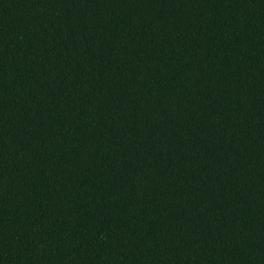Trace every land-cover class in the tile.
I'll list each match as a JSON object with an SVG mask.
<instances>
[{
    "label": "trees",
    "instance_id": "1",
    "mask_svg": "<svg viewBox=\"0 0 264 264\" xmlns=\"http://www.w3.org/2000/svg\"><path fill=\"white\" fill-rule=\"evenodd\" d=\"M0 264H264V0H0Z\"/></svg>",
    "mask_w": 264,
    "mask_h": 264
}]
</instances>
